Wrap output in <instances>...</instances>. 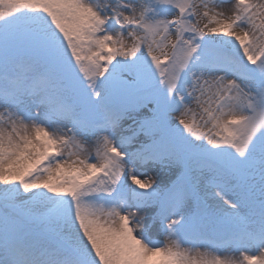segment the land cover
Wrapping results in <instances>:
<instances>
[{
	"label": "snow or ice",
	"instance_id": "1",
	"mask_svg": "<svg viewBox=\"0 0 264 264\" xmlns=\"http://www.w3.org/2000/svg\"><path fill=\"white\" fill-rule=\"evenodd\" d=\"M222 3L0 0V264H264V0Z\"/></svg>",
	"mask_w": 264,
	"mask_h": 264
},
{
	"label": "rangeland",
	"instance_id": "2",
	"mask_svg": "<svg viewBox=\"0 0 264 264\" xmlns=\"http://www.w3.org/2000/svg\"><path fill=\"white\" fill-rule=\"evenodd\" d=\"M222 4H227V5H228L227 7L224 6V5H222V7H223L225 10H227V9L230 7L231 0H223V3H222ZM149 175L151 176V175H153V173H152V172H149ZM161 239H162V237H161Z\"/></svg>",
	"mask_w": 264,
	"mask_h": 264
},
{
	"label": "bare ground",
	"instance_id": "3",
	"mask_svg": "<svg viewBox=\"0 0 264 264\" xmlns=\"http://www.w3.org/2000/svg\"><path fill=\"white\" fill-rule=\"evenodd\" d=\"M222 5H224V6H226V7L228 6L227 4H222Z\"/></svg>",
	"mask_w": 264,
	"mask_h": 264
}]
</instances>
